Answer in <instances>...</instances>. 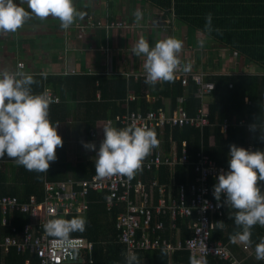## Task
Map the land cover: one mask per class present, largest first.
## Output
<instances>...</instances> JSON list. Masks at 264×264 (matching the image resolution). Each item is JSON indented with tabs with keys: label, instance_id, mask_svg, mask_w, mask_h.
<instances>
[{
	"label": "trees",
	"instance_id": "1",
	"mask_svg": "<svg viewBox=\"0 0 264 264\" xmlns=\"http://www.w3.org/2000/svg\"><path fill=\"white\" fill-rule=\"evenodd\" d=\"M153 4L158 10L163 12L166 17H173L178 23L184 24L193 30L212 38V44H206V47L211 48L213 53L219 60V51L226 49L227 51L234 50L236 58L244 63L245 67L253 70L254 73H241L224 75L219 73H208L204 71L191 72L210 74L208 80L216 85V88L203 97H197L198 89L196 82L189 75L186 79V84H182L183 76L176 78L173 83L158 82L155 86L137 82L134 85L133 80L125 78L109 79L107 77L95 76H79L68 75H47L45 79L41 74L34 75V78L39 81L37 86L32 85L33 94H42L45 91L46 83L53 86V90L57 92L60 103L51 104L49 108V119L53 124L64 122L65 117L69 114L66 95L69 92L73 94L72 87H81L85 89V93L81 91L82 97L88 95V101L91 105H87L85 112L97 117V121H83L82 126L88 134L91 129L96 128L102 122H113V127L123 128L121 122L117 120L124 115L126 109L123 107V100L127 93V89H132L137 86L140 92L146 87H152L158 92V100L156 103H148L145 98H142L139 103H132L131 110H137L141 107L142 111L146 110H162L165 113H170L179 105L190 118L199 115L205 104H208L210 126L204 130L197 126L185 124L184 126H170L165 124L164 127L154 126L157 139H159L164 152L178 151L181 156L184 148L187 152V157L190 166L179 165L174 174L176 185L188 184L197 182V175L194 172V164L200 159V154L204 152L212 159L217 161L220 166H225L229 162V146L235 144L250 150L253 147L255 150L264 151V0H143ZM208 13L212 14V25L214 29L211 34L205 30V18ZM88 16L84 22L88 20ZM98 21L99 19H95ZM102 21H122L118 19H108ZM78 24V23H76ZM127 24V23H126ZM128 25V24H127ZM95 28V27H94ZM104 28V27H99ZM128 28V27H120ZM117 28V29H120ZM112 30L113 28H104ZM213 40L217 44H213ZM217 51V52H214ZM213 60V59H211ZM261 70H260V69ZM16 71V70H15ZM250 71V72H253ZM133 78V77H132ZM83 83V85H82ZM145 84V85H144ZM110 85V86H109ZM48 86V85H47ZM35 88L37 90H35ZM99 93L100 98L97 101L95 95ZM76 96L77 93H76ZM162 98L170 101L169 111L163 109ZM210 99V100H208ZM209 101V102H208ZM77 114L84 113L80 110V106H76ZM228 120L231 126L226 133H223L222 126ZM242 120L246 126L237 127V124ZM97 122V123H96ZM255 124L256 128L248 130V126ZM95 133V132H93ZM85 136V134H84ZM87 136V135H86ZM92 140H94V137ZM185 144V147H183ZM61 159V158H60ZM57 158L54 163H50L48 173H37L28 171L23 166L18 170V177L24 185V191L19 195L10 192L8 186V177L4 171H0V197H19V201L26 202L31 196H35L40 202L44 198V183L43 180L62 181L65 179V173L68 171V165ZM0 160H12L7 155ZM94 163L87 162L79 165L75 170L78 179H89L96 174L93 168ZM157 171H145L137 173L132 178L133 182L143 179L145 182L154 175ZM167 168H160L158 174L160 179L164 180ZM188 182V183H186ZM133 183V184H134ZM216 180H211V184H215ZM177 188V187H175ZM134 198V191L131 193ZM107 193L90 192L86 196L88 208L83 213V217L87 220L86 229L84 232H74L72 237H82L94 243L92 264H126L128 247L120 241V231L117 228V218L120 212L124 210L123 205L108 209L105 205ZM223 199V197H222ZM225 209L226 215L223 221V228L218 225L211 230V241L219 240L225 245L240 229L230 217L234 216L235 209H229L227 206H222ZM224 211V212H225ZM197 214V212H194ZM194 214V215H196ZM81 214H72L69 219L77 217ZM193 215V216H194ZM2 211H0V240L9 237L12 234V229L17 228V237H20L21 231L31 222V216L24 213H14L10 216L9 226L3 227ZM218 213L214 218H218ZM223 220V219H222ZM162 221L164 228L158 230L163 239H166L169 244H175L179 240L183 243L186 239L192 237V230L188 228L189 220L179 218L175 223L176 227H171V216L167 214H159L153 219V223ZM222 223V222H221ZM171 231V232H170ZM14 233V232H13ZM171 233V234H170ZM140 237V233L138 234ZM264 238V227L256 225L252 229V245L259 243L260 239ZM184 245V243H183ZM176 246V245H174ZM163 250V251H162ZM236 252V251H234ZM235 254V253H234ZM135 255L140 259V264H191L189 252L184 249L168 250L163 247L148 250L136 251ZM237 256V255H236ZM26 256L18 255L14 250L10 254L3 257L0 251V262L5 260L9 263H23ZM240 260H246L244 264H263L261 261L254 258H247L246 253L241 248ZM33 264H37V260H33ZM208 264H229L218 258H210Z\"/></svg>",
	"mask_w": 264,
	"mask_h": 264
},
{
	"label": "clouds",
	"instance_id": "2",
	"mask_svg": "<svg viewBox=\"0 0 264 264\" xmlns=\"http://www.w3.org/2000/svg\"><path fill=\"white\" fill-rule=\"evenodd\" d=\"M24 2L28 10L14 0H0V32L16 33L33 17L44 20L50 16L58 19L61 28L67 30L86 15L76 7L74 0ZM134 15L139 23L142 11L137 9ZM205 30L209 34L219 31L212 25L211 13L205 18ZM198 45L203 47L204 41H198ZM182 49L183 42L174 37L159 40L154 46L141 37L132 51L136 56L145 57V83L152 86L158 82L173 83L178 72H190L191 63H185L181 68L179 54ZM23 67L19 64L14 72L0 71V158L7 155L28 171L48 173L50 162L57 159L56 149L63 147L58 125H53L49 119L50 105L58 101H54L46 90L42 94H33L32 85L39 81L33 74L25 72L26 64L24 70ZM41 76L47 78L46 73ZM250 127L256 128L255 124ZM103 130L104 139L98 151L95 143L82 142L85 149L96 151L95 171L100 178L120 176L131 180L142 171L144 160L159 144L153 129L135 123L124 128L105 126ZM228 155L229 171H221L216 177L213 196L217 206L236 210L230 218L240 230L230 237L232 242L249 247L252 229L256 225L264 227V191L260 185L264 182V151L231 144ZM86 225L87 220L82 216L52 218L42 225L47 236L53 238L54 260L58 259V253L66 259L77 260L79 243L71 234L84 232ZM218 226L223 228L222 223ZM255 258L264 260V238L255 245ZM126 264H140V259L135 254L128 255ZM192 264L200 262L193 258Z\"/></svg>",
	"mask_w": 264,
	"mask_h": 264
},
{
	"label": "crops",
	"instance_id": "3",
	"mask_svg": "<svg viewBox=\"0 0 264 264\" xmlns=\"http://www.w3.org/2000/svg\"><path fill=\"white\" fill-rule=\"evenodd\" d=\"M14 2L17 3L18 6L24 7L26 10H28L27 3L24 2V0H14ZM74 3L76 7L79 10L85 12L86 15L83 20H77L67 30L61 28L60 21L58 19L50 16L44 20L33 17L32 19L28 20L24 24V26L16 33L0 32V71L7 69L14 72L15 70H17L18 64L20 62H24L26 64L25 72L33 75L46 73L47 75L53 76L76 70L77 74L69 73L68 75L89 77L104 76L113 80L120 77L127 79V81L129 79L133 80V83L135 85L137 82L143 83V81L135 80L131 75L137 72H144L143 64L145 60L144 56H136L133 53L132 49L136 42L141 37H143L148 40L150 46H154L155 43L159 40L174 37L183 42V49L179 54L182 62L181 65L183 66L185 63H191L192 68L190 72H198L202 70L208 73H219L224 75L241 74L245 72L254 73L250 72L253 70H249L248 67H245L244 63H242V61H239L240 59H238V57L236 58L235 52H233V50L227 51L226 49H224L227 53H231L232 58L228 59L227 61L224 58L223 49L219 51V60L216 59L217 53L216 55L214 53L212 55L211 52L210 57L209 51L211 50V48H209V46L206 47V44L210 42V44H212V40H210L207 35L193 30L192 28L184 24L178 23V21H176L173 17L164 16L165 14L163 12L153 6V4H150L146 1L74 0ZM137 9L141 10L143 13V16L139 23L136 22L134 15ZM90 15L93 18L99 20H123L129 25V27L120 29L113 28L112 30L95 27L88 28L86 32H81L79 29H77L76 23H83L84 20ZM200 40L204 41L203 47H200L198 45V41ZM33 86L38 87L37 84H33ZM35 90L37 89L35 88ZM45 90H51L55 95L59 97L57 92L53 90V86H50L49 88L48 83H46L45 85ZM73 90H76V92L73 94H70L68 92L66 95V103L68 106L69 114L65 117V121L53 124L58 125L57 131L63 140V147H58L56 149L57 158H61L60 160L66 163L69 167L67 173H65V179L62 181L68 180L69 178H73L75 180H83L76 177L75 170L79 165H82L84 163H94L93 168L95 169L96 151L85 149L82 142L95 143L96 150L98 151L100 143L104 139V133H102V131L105 123H107H100L96 126L95 130L93 128L87 134L84 127L82 126V122L90 121L91 119H93L94 121L98 120L96 116L85 112V109H87L86 106L91 105L87 99V96L91 94V92L88 95L82 97L80 95L81 91L86 94L83 86L72 87V91ZM76 93L78 96H76ZM129 95L134 96L135 100L131 101L129 99ZM158 97V92L155 91L152 87H146V89H143L141 92L139 88H137V86L133 87L132 89L128 88L125 99L123 100V107L124 109H126L124 115L128 112L142 111L141 107L137 108V110H131L130 105L132 103H139L142 98H145L148 103H156ZM59 98L61 99V97ZM95 98L98 101L100 98V94L97 93L95 95ZM161 101L163 103V109L169 111L170 108L168 107H170V101L164 98H162ZM76 106H80V110L84 113V117L82 114L76 113V110H74ZM204 107L209 113L208 104H205ZM241 122L245 121L242 120ZM241 122L237 124V127H244L240 125ZM228 123L230 127L231 123L229 121ZM93 132H96L94 140H92L91 137ZM155 154L156 150L154 148L151 154L144 160V162L149 161ZM162 155L165 158L171 159V155L169 153L163 152ZM172 156L174 157L175 155L172 154ZM20 167L21 166L17 165L14 160H0V171H4L7 175L8 186L12 194L15 193L19 195V193L24 191V185L21 183L20 179L17 178L19 175L18 169ZM167 170L168 172L166 173L164 180L160 179L158 170H156L157 172H155L154 175L151 176L146 182H149L153 179H158L167 187L165 196L167 198H171L176 196V189L178 188V186L171 185V174L169 169ZM45 182L56 181H49L47 179H44L43 183L45 184ZM184 185L187 189L189 188L188 184ZM260 185H262V182H260ZM15 189H18L19 193L15 191ZM158 198L159 192L158 189H156L154 191L153 202L157 203ZM86 204L88 208V203ZM119 205H123V211H125L126 205L124 203H118L113 208ZM85 211L86 210H84L82 213L76 214H81L79 216H82ZM224 213L226 215V211ZM225 215L223 217V220L221 221L222 224ZM69 216L64 217V219H69ZM42 231H44V229ZM2 241L3 239L0 240V243ZM87 242L92 244V251H83L80 254L77 262L72 264H92L94 260V243L89 240H87ZM226 246H228L230 251L235 253V255H237V257L240 259V252L241 248L243 247L242 244L238 242L233 243L231 240V242L229 241ZM11 250H14L18 255L20 254L26 256L23 263H9L5 260H2L0 264H25L27 260H31V263L33 264L34 259H36L37 264H39V260L37 257H31L28 253H19L14 248H10L8 251H6L5 248H2L0 246L2 255L1 259L9 255ZM127 255H130L128 250ZM209 259L210 258H208V260ZM245 261L246 260H243V263H245Z\"/></svg>",
	"mask_w": 264,
	"mask_h": 264
},
{
	"label": "built area",
	"instance_id": "4",
	"mask_svg": "<svg viewBox=\"0 0 264 264\" xmlns=\"http://www.w3.org/2000/svg\"><path fill=\"white\" fill-rule=\"evenodd\" d=\"M76 27L81 32H86L88 28L94 27L110 29L129 27V25L122 21H95L91 16L86 22L78 23ZM19 64L24 66V70L25 64ZM69 73L77 74L76 70H72ZM189 75L196 82L197 88H199L197 97H203L216 88V85L208 80L210 74L184 73L180 71L177 73L176 78L183 76L182 84L184 85ZM131 76L135 80H145V72H137ZM45 92L54 101H58L52 104L60 103L59 97L51 90H46ZM129 96L131 101L135 100L134 96ZM117 120L121 122L123 128L133 123L147 128L154 126L161 128L165 124L170 126L190 124L204 130L210 126L209 113L206 108L202 109L198 116L190 118L180 105L170 113H165L162 109L145 113L128 112L117 118ZM240 125L246 126V123L241 122ZM105 126L113 127V122L108 121ZM228 128L229 123L226 121L223 125V132L226 133ZM251 129L248 126V130ZM102 133H104V130ZM92 136L95 138L96 132L92 133ZM160 144L159 141L158 147H156L157 153L149 161L143 162V168L140 173L161 167L174 168L178 163L189 164L185 148L179 160L162 159L161 152L158 150ZM183 147H185V144H183ZM250 149L252 150L253 147H250ZM221 171H229V162L225 166H220L217 161L202 152L200 159L194 164L197 182L192 183L188 189L184 184L179 185L176 189V196L171 198L165 196L166 185L159 184L156 179L149 182L139 179L134 183L133 179L128 180L127 177L112 176L100 178L98 175H94L89 179L83 180L69 178L65 181L45 182L44 198L40 202L35 196H31L26 202L19 201L17 197L0 198V211L3 214L1 225L3 227L9 226L8 219L14 213H24L31 216V222L21 231L20 237H17L18 231H15L17 228L13 227L12 234L3 239L0 246L5 248L6 251L14 248L19 253H28L31 257H37L39 264H72L77 262L83 251H92V244L83 238L73 237L79 243L77 260L66 259L59 253L57 254L58 259L54 260L53 238L47 236L45 231H42V225L52 218H64L73 213H82L87 208L86 196L90 192H102L107 193L105 205H107L108 209H112L118 203L126 205L125 211L119 213L116 223L120 231V241L127 245L130 255L135 254L136 251H148L163 247L170 251L177 249L188 251L191 264L193 258L199 261L200 264H207L208 258H218L229 264H244L243 260H240L231 252L228 246L218 240L211 241L210 239L211 230L221 223L225 215L223 207L217 206L218 202L212 196L214 184H211V180H216ZM261 188L264 191V182H262ZM156 189H158L159 198L157 203H154L153 198ZM132 191H134V198L131 197ZM206 202L207 205H205ZM168 212L171 216L172 228L176 227L175 222L179 218L189 220L188 228L193 232L192 237L183 242L184 245L180 240L175 244H169L166 239L161 237V234H158V230L164 228V223L162 221L153 223V219L159 214H167ZM194 212H197V214ZM217 213L219 217L214 218ZM139 233L140 237H138ZM242 249L246 253L247 258L256 259L255 248L243 245ZM259 261L264 264V260ZM25 264H32L31 260H27Z\"/></svg>",
	"mask_w": 264,
	"mask_h": 264
},
{
	"label": "rangeland",
	"instance_id": "5",
	"mask_svg": "<svg viewBox=\"0 0 264 264\" xmlns=\"http://www.w3.org/2000/svg\"><path fill=\"white\" fill-rule=\"evenodd\" d=\"M209 39L211 40L212 38H210L209 37ZM218 42L217 41H215V40H213V44L215 45V44H217ZM219 44V43H218ZM233 52H235L234 50H233ZM230 53V52H229ZM229 53H227L224 49H223V55H224V58L226 59V61L228 60V59H230V58H232L231 57V53L229 54ZM226 55H227V57H226ZM260 69V68H259ZM261 70V69H260ZM145 72V71H144ZM254 72V71H253ZM142 81H145L144 79L142 80ZM208 100H210V99H208ZM209 102V101H208ZM205 107H203V109H204ZM148 111H157V110H147V111H141L142 113H145V112H148ZM137 112V111H136ZM155 150H156V153H157V149L155 148ZM158 150L161 152V157H162V159H169V158H165V157H163V155H162V153L164 152V148L162 147V150H161V144H160V147L158 148ZM170 155H171V159L173 160V159H177V160H179L181 157H182V153H181V156L178 154V151L176 150V151H169L168 152ZM172 154L173 155H175L174 157L172 156ZM170 159V160H171ZM188 162V161H187ZM185 164H187V163H178V164H176L175 165V167L174 168H170V167H164V168H167V169H169V171H170V174H171V179H170V183H171V185H176V180H175V177H174V174H175V172H176V168H177V166H179V165H184V166H190V162H189V164L188 165H185ZM162 168V167H161ZM160 168H157V169H155V170H152V171H156V170H159ZM148 172H151V171H148ZM197 175V174H196ZM157 181H158V183L159 184H162L158 179H156ZM165 185V184H164ZM181 185V184H180Z\"/></svg>",
	"mask_w": 264,
	"mask_h": 264
}]
</instances>
